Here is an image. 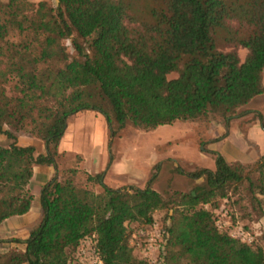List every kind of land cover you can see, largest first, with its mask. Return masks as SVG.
Listing matches in <instances>:
<instances>
[{
  "label": "trees",
  "instance_id": "trees-1",
  "mask_svg": "<svg viewBox=\"0 0 264 264\" xmlns=\"http://www.w3.org/2000/svg\"><path fill=\"white\" fill-rule=\"evenodd\" d=\"M263 68L264 0H0V134L11 141L0 144V223L28 212L32 167H54L38 223L12 241L21 249L0 250V264H74L85 238L100 264H264L260 246L221 232L212 213L225 199L244 218L264 215V153L243 165L211 152L212 170L188 174L201 184L165 197L151 186L155 172L144 189L86 174L94 192L75 169L57 177L55 161L66 119L82 111L100 113L111 137L127 125L148 132L211 117L228 127L263 92ZM20 133L44 153L16 145ZM154 210L167 224L150 263L133 255L127 226L150 225Z\"/></svg>",
  "mask_w": 264,
  "mask_h": 264
},
{
  "label": "rangeland",
  "instance_id": "rangeland-1",
  "mask_svg": "<svg viewBox=\"0 0 264 264\" xmlns=\"http://www.w3.org/2000/svg\"><path fill=\"white\" fill-rule=\"evenodd\" d=\"M28 1L36 4L41 0ZM44 1L55 4V0ZM63 44L69 55L74 56L69 41L66 40ZM244 55L245 50L237 49V56L240 60ZM176 76V74H170L168 79ZM260 109L262 113L260 124L252 125L249 129L247 125L256 117V114L240 115L246 111L240 108L236 114L240 116L237 119L234 116L229 121L228 127L222 119L211 117L206 122L162 125L148 132L137 131L127 125L114 137H111L110 129L100 113L96 111L78 112L66 119L65 131L57 143L56 150L59 153L55 160L57 177L64 169H75L74 180L97 192L101 189L100 185L88 183L86 172L90 173V176L102 172L103 182L113 189L130 187L144 189L151 174L155 172L156 179L151 186L162 196L165 197L171 192L188 193L195 185L202 182V178L192 180L188 176L189 173L199 171L201 168L211 170L214 168L211 152L219 154L222 158L226 155L235 160H241L242 157L249 160L252 159L255 151L263 149L264 102ZM237 128L243 132H239ZM246 134L248 136L244 138ZM17 140L18 143H16ZM10 142L3 134H0V144ZM36 142L41 143L24 133L15 137L16 145L33 146L38 150ZM244 147L249 148L246 154L241 153ZM155 164H157L156 169ZM251 177H255V174L251 173ZM36 190V188L30 189L34 195ZM34 200V203H38L36 199ZM34 206L33 204L32 207ZM204 207L208 208V205L205 204ZM212 213L215 225L221 232H226L230 236L244 233L251 241L247 245L252 247L258 245L264 252V215L244 218L243 213L234 207L230 200L225 199L218 200L217 208L212 209ZM164 217V210H154L152 212L153 221L150 225L129 224L127 226L130 232L128 245L132 248L135 257L145 259L150 263L157 259L158 244L164 235L163 227L167 224ZM39 219L38 216L35 224L28 229L35 227ZM0 235L2 241L0 250L21 249V245L12 241H24L29 236L28 233L15 235L3 232ZM76 252L74 253V264H85L79 262Z\"/></svg>",
  "mask_w": 264,
  "mask_h": 264
},
{
  "label": "crops",
  "instance_id": "crops-1",
  "mask_svg": "<svg viewBox=\"0 0 264 264\" xmlns=\"http://www.w3.org/2000/svg\"><path fill=\"white\" fill-rule=\"evenodd\" d=\"M263 70H264V68H263ZM262 81H263V71H262ZM263 102H264V81H263V92L252 97L251 100L246 105L242 106L241 108H244L246 110L244 112L250 113L248 115L260 114V116L262 117L260 106L263 104ZM234 118L237 119L238 116H235ZM258 124H260V120L256 116L251 121V123L247 125V129L252 128V125H258ZM238 130L241 133L243 132L240 129H238ZM220 134H223V133H220ZM247 136L248 135L246 134L244 136V138ZM16 143H18V140ZM3 145L7 146L8 144L5 143ZM36 145H38V147H39L38 150L35 148L36 152L40 153V154L44 153V146H43L42 142L41 143L36 142ZM105 146H106V144L103 146V148ZM247 150H249V148L244 147V150L241 153L246 154L245 152H247ZM263 153H264V147H263V149L255 151L252 159H249V160H245L244 157H242L243 159H241V160L240 159L235 160V159L229 158L226 155H224L223 159L227 163L239 162L240 164H243V165H250V164H253V162L255 160H257ZM53 174H54V167L52 165H44V166L35 165L32 167V176L30 178L31 181H30V183L28 185V189H27L29 191V194L32 196L30 208H29L28 212L24 215L14 216V217H11V218L6 219V220L4 219L0 223V233L3 232L5 234H15V235H17V234L22 235L23 233H28V235H29L31 229L29 230L28 228L32 227L35 224L38 216L40 217V214H41L40 213V207H38L39 206L38 203H34V201H35L34 199H36L38 202L37 198L39 197V191L42 189L43 185L47 181L50 180V177H52ZM86 174L90 175V173H88V172H86ZM106 182H107V180H106ZM33 188L37 189L35 195L33 193H31V191H30V189H33ZM33 204L35 205L34 207H32ZM0 237H1V235H0Z\"/></svg>",
  "mask_w": 264,
  "mask_h": 264
},
{
  "label": "built area",
  "instance_id": "built-area-1",
  "mask_svg": "<svg viewBox=\"0 0 264 264\" xmlns=\"http://www.w3.org/2000/svg\"><path fill=\"white\" fill-rule=\"evenodd\" d=\"M236 239H239L242 243L248 244L251 242L244 233H237L236 236H231ZM76 257L79 259V262L85 264H100V259L97 256L92 240L90 238L83 239L78 246Z\"/></svg>",
  "mask_w": 264,
  "mask_h": 264
}]
</instances>
